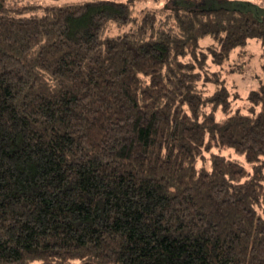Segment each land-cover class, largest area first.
<instances>
[{
    "label": "trees",
    "instance_id": "obj_1",
    "mask_svg": "<svg viewBox=\"0 0 264 264\" xmlns=\"http://www.w3.org/2000/svg\"><path fill=\"white\" fill-rule=\"evenodd\" d=\"M34 8L0 0V264H264V1Z\"/></svg>",
    "mask_w": 264,
    "mask_h": 264
},
{
    "label": "rangeland",
    "instance_id": "obj_2",
    "mask_svg": "<svg viewBox=\"0 0 264 264\" xmlns=\"http://www.w3.org/2000/svg\"><path fill=\"white\" fill-rule=\"evenodd\" d=\"M22 3H33V6H36L33 10L41 9L46 4H54V3H62L65 1H73V2H80L85 0H21ZM118 1H127L130 2L131 5V12L134 17H139L145 8H154L159 7L164 4L165 0H118ZM260 2L264 0H249ZM121 31V29L116 28L113 25H110L106 30V34H114L116 32ZM262 50L260 48V44L255 40L252 39L247 43V46L244 49H241L239 54L234 53L231 59L226 62L225 64L218 67L220 69L221 75L224 76L226 80L227 87L230 92V98L232 99L231 104L233 109H242L245 111L248 107L247 101L245 99V92L246 87L250 88V83L253 81L252 76L257 77V74L263 75L261 69L262 61ZM217 68V67H215ZM249 82V84H248ZM205 89L207 88L209 91L214 88L213 85L204 86ZM206 89V90H207ZM207 90V92H209ZM224 154L229 155L230 157L236 158L243 162L241 156H236L233 152L228 150L222 151ZM209 155L208 152L205 153L207 157ZM204 162L201 160L198 162V165L201 166ZM207 166V163H206ZM247 169L250 167L247 164H244ZM34 264H39V262H34Z\"/></svg>",
    "mask_w": 264,
    "mask_h": 264
}]
</instances>
